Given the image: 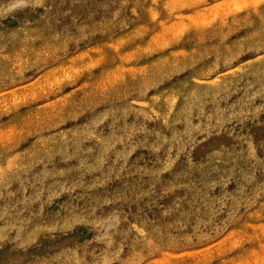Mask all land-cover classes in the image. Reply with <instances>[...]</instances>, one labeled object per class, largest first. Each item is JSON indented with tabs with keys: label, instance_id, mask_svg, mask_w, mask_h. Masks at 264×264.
Segmentation results:
<instances>
[{
	"label": "rangeland",
	"instance_id": "rangeland-1",
	"mask_svg": "<svg viewBox=\"0 0 264 264\" xmlns=\"http://www.w3.org/2000/svg\"><path fill=\"white\" fill-rule=\"evenodd\" d=\"M0 264H264V0H0Z\"/></svg>",
	"mask_w": 264,
	"mask_h": 264
}]
</instances>
